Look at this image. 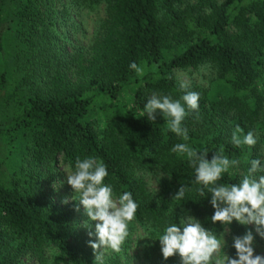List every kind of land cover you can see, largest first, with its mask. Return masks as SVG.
I'll return each mask as SVG.
<instances>
[{
  "label": "trees",
  "instance_id": "obj_1",
  "mask_svg": "<svg viewBox=\"0 0 264 264\" xmlns=\"http://www.w3.org/2000/svg\"><path fill=\"white\" fill-rule=\"evenodd\" d=\"M9 1L0 0L5 63L0 78L18 69L29 87L16 94L20 84H13L11 110L0 116V264H96L88 216L77 221V203L52 199L60 165L72 173L77 157L103 161L108 171L103 183L112 186L113 196L130 192L138 204L134 220L149 231L134 264H180L178 255L162 256L158 238L167 226H179L186 215L215 231L225 225L212 223L211 194L205 188L206 196L200 195L202 185L193 183L195 169L187 155L171 149L184 143L207 150L209 161L223 149L230 160H239L222 173L220 184H239L253 159L264 165L258 140L251 147L231 142L237 125L243 134L264 125V0H74L88 7L104 2V16L86 48H65L61 25L67 24V7L61 0H13L11 8ZM172 42L185 47L161 60ZM131 62L156 64L137 89L141 101L153 92L179 99L185 90L174 83L171 71L206 62L232 91L210 97L199 84L189 86L187 91L198 92L200 99L199 114L192 112L182 122L187 139L157 117L153 122L130 111L93 125L85 116L97 91L116 95L135 72ZM144 171L164 174L159 193L148 191L140 175ZM183 185L184 197L175 200ZM228 227L236 235L247 232L235 220ZM254 238L264 245L263 238ZM103 264L131 263L111 252Z\"/></svg>",
  "mask_w": 264,
  "mask_h": 264
},
{
  "label": "clouds",
  "instance_id": "obj_2",
  "mask_svg": "<svg viewBox=\"0 0 264 264\" xmlns=\"http://www.w3.org/2000/svg\"><path fill=\"white\" fill-rule=\"evenodd\" d=\"M129 68L137 74L142 72L136 62H131ZM189 86L187 81L180 82L179 87L185 93L179 99L153 92L144 104L143 116L154 122L157 114L163 115L169 130L187 139L188 129L182 127V122L192 112L199 114L200 99L198 92L187 91ZM231 142L236 147H251L257 140L253 131L243 134L237 125ZM171 152L187 155L195 169L193 183L202 185L200 195L206 196L205 188L211 194L210 204L215 210L211 216L213 224L230 225L235 220L241 225H255L256 233L264 238V175L256 176L258 172H264V165L259 159L251 160L248 173L239 184H220L217 182L222 173L240 163L223 155V149L216 152L210 161L206 158L207 150L198 152L184 143L176 144ZM107 175V166L95 157L83 160L77 157L75 171L67 174V183L74 192L72 199L78 201L76 211L82 205L89 220L96 222L95 232H89L90 237L95 235L96 241L88 242L95 254L96 264H103L105 249L121 252V246L129 235V223L135 219L138 208L130 192H124L118 201L113 199L112 186L103 183ZM185 191L183 185L173 198L181 200ZM68 202L67 198L62 201L65 204ZM254 239L250 230L242 236H235L232 244L236 250L235 258L225 253L220 256L226 244L224 233L217 235L205 229L199 220L190 215L182 216L179 226L175 223L167 226L158 238L163 258L167 260L178 255L180 264H264V255H254Z\"/></svg>",
  "mask_w": 264,
  "mask_h": 264
},
{
  "label": "rangeland",
  "instance_id": "obj_3",
  "mask_svg": "<svg viewBox=\"0 0 264 264\" xmlns=\"http://www.w3.org/2000/svg\"><path fill=\"white\" fill-rule=\"evenodd\" d=\"M67 7V24L61 25L62 30L66 33V38L63 40L65 48H69L72 45L81 46L86 48L88 44L93 39L96 34L99 24L104 16V2L100 1L95 5L88 7L83 4L75 3L74 0H61ZM193 1V0H189ZM9 7H14L15 4L13 0L9 1ZM7 11V9H6ZM4 12V15L6 14ZM60 19V16H58ZM12 26L7 30L9 35L13 32ZM7 42V41H6ZM7 46H9L7 42ZM185 47V43H174L172 42L170 46L163 48V54L161 60H168L174 54L179 53ZM4 61L0 56V70L4 65ZM142 69L141 74H137L135 71L133 74L129 75L122 86L119 88L116 95L110 97L107 94H100L97 91V100L90 107L86 119L90 120L95 126H103L109 119L115 116L118 113L124 111H130L135 115H143L144 104L147 103V99L151 96L150 93H145V100H139L136 97V92L138 87L143 83L145 77L149 72L153 71L156 68V64L150 66L139 67ZM6 78L1 80L0 78V116L8 115L9 109L11 110V103L9 100H14V97H9V91L13 90V84L19 82L20 88L16 90V94H20L28 90L29 84L25 83L24 80L19 78L18 69H13L12 72L5 74ZM171 77L174 80L176 85H180V82L187 81L189 85L199 84L204 87L207 91V94L210 97H218L232 91V88L229 84L224 82L222 79L218 78L215 74L213 67L209 63H200L195 67L187 66L185 68H174L171 71ZM16 96V95H15ZM6 99L8 103H6ZM159 113V110H158ZM156 117L163 123H167L163 115L157 114ZM256 140L260 143L261 156L264 158V125L261 127H255L253 129ZM5 171H8V167H5ZM60 178L55 182L52 190V199L57 203H62L64 199L68 201L73 200L78 205V201L72 199L74 192L71 186L67 183V174H71L70 169L65 164L60 165ZM140 175L145 181L146 187L151 194H157L162 190V182L164 179V174L159 171H144ZM113 199L118 201V198L113 196ZM78 218L83 214H86L83 206H79V211H76ZM95 221L90 222V228H92L93 233L95 232ZM239 223V222H238ZM180 225V221H179ZM202 226L207 229L215 232L217 235L224 233V239L226 241L225 247L221 249L219 255L223 256L224 253L229 256V253L233 251L236 254V250L232 247L233 237L242 236L232 233L228 227L225 225L223 229L215 231L210 229L208 226ZM247 231H252L253 236L262 238L255 231V225H244ZM129 235L126 238L125 242L121 246L122 250L120 255L122 258H127L130 260L131 264L136 263L137 257L141 254L143 246L147 240V233L149 228L142 223H139L135 220L129 223ZM264 239V238H263ZM94 242L96 241L95 235H93ZM254 255H264V245L259 241L254 239ZM103 258L106 255L111 254V249H105ZM94 254V253H93ZM95 255V254H94Z\"/></svg>",
  "mask_w": 264,
  "mask_h": 264
}]
</instances>
